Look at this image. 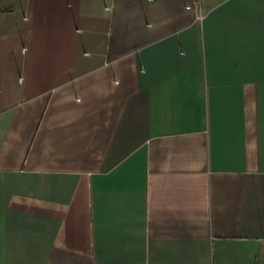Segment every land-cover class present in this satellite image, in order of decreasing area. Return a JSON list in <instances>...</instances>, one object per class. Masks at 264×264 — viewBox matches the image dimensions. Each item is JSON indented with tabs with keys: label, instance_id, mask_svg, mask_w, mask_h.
I'll list each match as a JSON object with an SVG mask.
<instances>
[{
	"label": "crops",
	"instance_id": "crops-1",
	"mask_svg": "<svg viewBox=\"0 0 264 264\" xmlns=\"http://www.w3.org/2000/svg\"><path fill=\"white\" fill-rule=\"evenodd\" d=\"M0 264H264V0H0Z\"/></svg>",
	"mask_w": 264,
	"mask_h": 264
}]
</instances>
